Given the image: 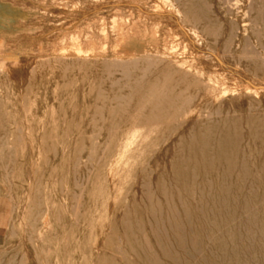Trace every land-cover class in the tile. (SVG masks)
I'll list each match as a JSON object with an SVG mask.
<instances>
[{"label":"bare ground","instance_id":"1","mask_svg":"<svg viewBox=\"0 0 264 264\" xmlns=\"http://www.w3.org/2000/svg\"><path fill=\"white\" fill-rule=\"evenodd\" d=\"M81 1L0 0V211L16 204L31 242L56 221L74 251L82 201L85 220L109 211L121 257L93 264H264V0H85L70 14ZM38 91L55 110L19 119ZM40 177L62 178L60 202L34 194ZM13 229L0 264H28Z\"/></svg>","mask_w":264,"mask_h":264},{"label":"rangeland","instance_id":"2","mask_svg":"<svg viewBox=\"0 0 264 264\" xmlns=\"http://www.w3.org/2000/svg\"><path fill=\"white\" fill-rule=\"evenodd\" d=\"M36 1L37 0H35V1H33V0H28V2L29 3H32V5H36L37 7L39 6L40 8H43V9H45L46 8V10H49V8H50V10L53 8L52 7V3H51V1L52 0H46V2L45 3H42V4H40L41 2H38L37 1V3H36ZM76 1H79V0H76ZM83 1H84V3H85V0H82L81 2H80V4L78 5V6H74L73 8H70L69 9V11L68 12H70V14H72V15H75V14H78V13H80L79 11H81L82 9V7H84V3H83ZM94 1V0H93ZM95 1H98V0H95ZM247 1H249V0H247ZM89 2H92V0H89ZM39 3V4H38ZM245 3V2H244ZM249 3V2H248ZM86 6V5H85ZM78 7V8H77ZM77 10H76V9ZM80 9V10H79ZM75 10L77 11V12H75ZM43 25H41V24H38V26L36 25V26H33V27H31V29H33V31H34V29L35 28H39V27H42ZM34 46H36V44H33ZM29 46L30 48H29V50H32V48H34V46ZM28 57V55L27 54H21V57H20V60L22 59H26ZM11 60H13V59H11ZM10 64V63H9ZM264 84V82L262 81L261 82V84H259V85H263ZM29 97H30V95H29ZM34 98V99H33ZM232 98H234V97H229V98H227V99H225V100H230V99H232ZM36 99V100H35ZM24 102H27V103H23V104H20V105H16V106H14V109H15V112L16 111H18L17 113V116L19 117V119H24V118H26V115L28 114V112H30V111H33V112H37V111H39V113H38V120H39V118L42 120V116H43V114H42V107H44V106H46V105H50V108H49V110H48V114L46 115V117L47 118H49V116L52 114V112H51V110L54 108V105L56 104L55 103V101H53V99H52V96H50L49 98L48 97H46L45 95H44V93L42 92V91H38V93L36 94V96L35 97H32V98H29V99H27V100H25ZM30 102L32 103V104H30ZM36 103V104H35ZM55 103V104H54ZM29 104H30V107L32 108V107H35V109H31L30 107H29ZM23 105H25V106H23ZM35 105V106H34ZM17 106H18V108L21 106H23L22 108L20 107V109H18L17 108ZM27 109H25V108ZM23 108L25 109V110H23ZM38 109V110H37ZM24 111V113H23V111ZM55 110V108L53 109V111ZM25 111H28V112H26L27 114H25ZM25 114V115H24ZM41 116V117H40ZM44 117V116H43ZM45 117V118H46ZM38 158H36L35 159V165H37V164H41V162L40 161H38L37 160ZM38 166H40V165H38ZM44 178H42V177H40L38 180H37V183H36V185L38 186L35 190L37 191L36 193H34V194H36L37 195V193H39V195H41V196H45V198H47V200L49 201V202H51V199H52V197H53V200H59V202H60V199H61V195H60V193H59V187L62 185V178L61 177H59V178H57V177H54V178H52L51 179V181H49V178L47 177V179L45 178L44 180H43ZM43 181H45L46 182V185H47V183L49 184V185H47L49 188H47V190H49V191H47L46 192V190H45V193H47L48 195H43V190H44V188H45V186L44 185H42V183L44 184L45 182H43ZM39 184H41V186L39 185ZM53 186V184H57V188L56 187H52L51 185ZM59 184H61V185H59ZM46 186V187H47ZM36 187V186H35ZM39 187H41V189L39 188ZM44 187V188H43ZM38 189H40V190H38ZM46 189V188H45ZM51 189V190H50ZM42 190V191H41ZM54 190V191H53ZM39 191V192H38ZM49 194H50V196H49ZM57 194V195H56ZM6 195H10V194H7L6 193ZM16 195V194H15ZM19 196H22L23 197V194H20ZM59 196V197H58ZM13 197H14V194H13ZM16 197H18V196H15L14 198H16ZM44 198V197H43ZM31 204L33 203V202H30ZM30 203L28 204V207H29V205H30ZM67 203L68 204H70L69 203V201H67ZM66 203V204H67ZM67 204V205H68ZM16 205V204H15ZM15 205H14V203H13V207L14 208H12V210L14 209V213L11 211V214H8V208L7 207H3V209L0 211V219H5V218H7L8 219V226L6 227V228H1L0 229V237H4V231H5V229L7 230V231H11V229L12 228H15V229H13L14 231H17V229H18V226H19V228L21 229H19L17 232H18V235L16 236V237H14L13 238V240H12V245H13V247H15L16 249H18V250H21V251H23V255H25L26 256V259H27V261H28V264H37L36 263V259L35 258H37V260L39 259H41L39 262L40 263H42V264H44L45 262H43L42 260H44V259H46L45 258V255L47 254V255H49L48 256V261L49 262H46L47 264L49 263V264H55V263H57L58 264V262H59V264H69V263H71L70 261V258H65V257H67V255H69V256H71L76 262H79V263H76V264H93V260H94V256H95V254H97V253H99V252H101V253H109V254H111V255H114L115 253L116 254H118V252H114V250H111L110 248H109V245H108V238H107V240H106V237H107V235L111 232V228H110V226H109V222H108V218H109V211H104L103 213H101V214H99L98 212H96V210L94 211V214H93V211H90L91 213V215H89V218H88V220H85V213H87L86 212V208H85V205L86 204H84V201H82V204H81V206H82V208L80 209V213H78V221L79 222H76L77 223V231H78V229H79V231H78V233L79 234H81V236L79 237V238H77L79 241H80V245L78 246V247H76V248H73V249H76L75 251L74 250H72V249H68L67 248V246L65 245V243H64V241H63V243H62V241H61V238H62V235H61V229H60V226H59V224H57V222L56 221H54V220H51V225L49 224L47 227H48V229H49V232H48V229L46 228V232H47V236L45 237V240H41V239H37L36 241H30V239H29V236H30V227H29V224H30V222H29V218H27V217H24V218H19V215H20V210H16L15 209ZM31 207H29V210L31 211V209L30 208H32L33 206H34V204L33 205H30ZM56 207H59V203H58V205L56 206ZM46 207L45 206H43V209H45ZM81 211H82V213H84V214H82L81 213ZM84 211V212H83ZM16 212V213H15ZM13 213V214H12ZM105 213H106V215H105ZM108 214V215H107ZM10 215V216H9ZM80 215H83L82 216V220L80 219ZM96 216V218H95V216ZM17 216H18V218H17ZM108 216V217H107ZM11 218V219H10ZM17 218V219H16ZM19 219H21V222H20V220ZM16 221V222H15ZM28 221V222H27ZM83 221V222H82ZM96 221V222H95ZM24 222V223H23ZM85 222H87V226H85L86 225V223ZM13 223H14V226H13ZM16 223V224H15ZM19 223H21V226H20V224ZM84 223H85V225H84ZM95 223V224H94ZM80 224H81V226H80ZM24 226H27V227H24ZM83 226V227H82ZM58 227V228H57ZM82 227V228H81ZM23 228V229H22ZM81 228V229H80ZM84 228H86V229H84ZM89 228V229H88ZM92 228V229H91ZM55 229V230H54ZM23 230H24V232H25V230H26V233L24 234L23 233ZM92 230V231H91ZM21 231V232H20ZM53 231H57V233L56 232H53ZM85 231V232H84ZM51 232H53V233H51ZM25 236H27L28 238H26V237H24V235ZM82 233H85V234H83L82 235ZM88 233V234H87ZM19 234H21V235H19ZM94 234V235H93ZM3 235V236H2ZM85 235V236H84ZM61 236V237H60ZM83 236L86 238H83ZM50 237V238H49ZM19 238L21 239L20 241H19ZM83 238V239H82ZM87 238H88V241H87ZM23 239H24V241H25V243L23 242ZM29 239V240H28ZM39 240H41V241H39ZM27 241H30L31 243H32V246H33V248H32V246L31 247H29V245H31V243L30 242H27ZM61 241V242H60ZM78 241V242H79ZM90 241V242H89ZM20 242V243H19ZM50 242V243H49ZM53 242V243H52ZM81 242H83L84 244H86V246L85 245H83V243H81ZM91 244H89V243ZM22 243H24V244H22ZM36 243V244H35ZM38 243V244H37ZM46 243V244H45ZM61 243V244H60ZM92 243H93V245H92ZM23 245V246H25V247H23L22 248V246L21 245ZM58 244H59V246H58ZM95 244V245H94ZM35 245H36V247H35ZM58 247H57V246ZM48 246V247H47ZM64 246H65V248H64ZM61 247V248H60ZM36 248H37V250H36ZM48 248V249H47ZM55 248H57L56 250H55ZM60 250H59V249ZM64 248V249H63ZM86 248H87V250H86ZM106 248V249H105ZM23 249V250H22ZM78 249V250H77ZM99 249V250H98ZM40 250V251H39ZM48 250H49V252H48ZM53 250V251H52ZM59 250V251H58ZM72 250V251H71ZM83 250H84V252H83ZM50 251H52V252H50ZM54 251H56L55 253H53ZM66 251H68L69 253L68 254H66V256H65V252ZM81 251V252H80ZM106 251V252H105ZM35 252H36V254H35ZM38 252V253H37ZM57 252H59V253H57ZM71 252H72V254H71ZM77 252H78V255H76L75 256V254H77ZM80 252V253H79ZM114 254H113V253ZM27 253V254H26ZM64 253V255H61V254H63ZM67 253V252H66ZM74 253V254H73ZM44 254V255H43ZM56 256H55V255ZM61 256H60V255ZM34 255H35V257H34ZM50 255H52L51 257H50ZM57 255H59V256H57ZM38 256V257H37ZM40 256V257H39ZM68 256V257H69ZM86 256H87V258H86ZM115 256V255H114ZM116 257H118V258H120L121 256H120V254H118V255H116ZM54 258H55V260H54ZM57 258H61L60 259V261H59V259H57ZM29 259V260H28ZM64 259H65V262H64ZM68 261H67V260ZM64 262H62V261ZM67 261V262H66ZM38 262V263H39ZM69 262V263H68ZM83 262V263H82ZM71 264H73V262L71 263Z\"/></svg>","mask_w":264,"mask_h":264}]
</instances>
